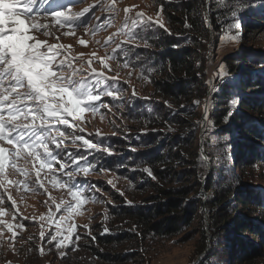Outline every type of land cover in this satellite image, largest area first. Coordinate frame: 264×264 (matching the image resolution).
Instances as JSON below:
<instances>
[{
  "label": "trees",
  "instance_id": "16d2710c",
  "mask_svg": "<svg viewBox=\"0 0 264 264\" xmlns=\"http://www.w3.org/2000/svg\"><path fill=\"white\" fill-rule=\"evenodd\" d=\"M154 2L158 7L163 5L165 28L173 34L164 29L150 30L148 42L153 46L140 51L148 60L138 63L155 70L144 72L150 82L137 77L139 94L123 104L132 108L123 111L119 129L136 134L134 142L128 144L135 154H126L123 165L127 164L132 175L137 173L139 182L146 176L152 189L141 205H121L120 212L131 230L127 238L138 239L141 244L177 236L200 217L196 257L206 249L208 238L209 246L198 264H264V191H260L264 188L252 182L255 176L264 174V49L250 42L264 33L262 0H221L222 6L216 0ZM233 6L241 10L235 21L231 18ZM233 22L240 24V39L222 43L221 36L238 32L228 29ZM207 26L214 39L208 63L213 65L210 72L219 90L209 92V116L200 134V146V139L186 131L193 118L199 119L191 103L207 95L209 83L204 70L208 63L203 54L210 34ZM229 42L236 43L224 49ZM235 45L240 49L232 55ZM221 64L226 74L217 77ZM142 83L144 87L149 83L151 90L145 93ZM233 99L237 101L234 109L230 108ZM229 111L233 115L226 121ZM143 141L149 147L146 151L139 149ZM201 147L210 161L209 167L200 163ZM143 168H151L156 180L148 177ZM204 210L209 237L204 227ZM116 237L98 234L93 241L95 246L88 248L111 261L132 260L133 252L103 253L101 246L113 247L124 238Z\"/></svg>",
  "mask_w": 264,
  "mask_h": 264
},
{
  "label": "snow or ice",
  "instance_id": "6c2138e0",
  "mask_svg": "<svg viewBox=\"0 0 264 264\" xmlns=\"http://www.w3.org/2000/svg\"><path fill=\"white\" fill-rule=\"evenodd\" d=\"M78 2L83 0H63V3H57L56 0H0V251L18 252L15 241L19 233L15 229L25 228L23 223L14 224L4 218L11 215L15 220L19 213L17 201L9 191L10 186L16 191H20L21 186L24 190L31 186L33 192L43 190L48 193L46 184H50L53 188L66 190L70 199L60 198L57 202L48 193L50 203L49 200L44 201L48 205V212L31 219L46 220L51 228L54 218L59 214V219L55 220L54 231L46 234L45 225L41 223L39 232L40 240L47 241L49 245L55 242L57 250L69 248L73 244L74 234L76 240L81 238L76 232L78 225L74 221L83 214L82 209L89 202L85 188H94L96 192L101 189L95 188V185L78 184L77 178L86 179L92 172L97 171L98 166L88 160V155L114 154L111 145L105 146L103 139L94 140L92 133L88 137L83 135L87 123L85 114L95 116L101 109L109 108L103 103L105 97L119 100L122 107L123 89L115 85L119 83L120 69L132 68L135 63L147 59L136 51L141 47L139 41H143L144 48H150L153 45L148 42L146 35L149 30L164 29L168 34H173L165 28L162 4L155 20L142 11H134L137 6L131 5L122 9L123 21L115 32L103 42L94 41L105 49V55L100 56L93 51L90 54L77 53L73 56L72 46L60 43V36L56 32L66 28L67 31L62 35H75V27L84 26L86 32L95 36L100 27H112V20L119 15L117 0H95L94 4H89L79 12H73L71 6ZM216 3L222 6L221 0H216ZM97 6L101 12H108L109 18L104 21V25L88 28L91 19H100L94 14ZM260 7L264 8V0ZM240 11L233 6L231 18L234 21ZM38 14H43L46 18L51 16V23L37 22ZM185 26L191 27L187 24ZM233 28L239 29L240 24L233 22L228 25L229 30ZM40 36L46 38L41 39ZM50 39L56 43H50ZM239 39V32L221 36L222 43ZM78 43L87 46L88 41L80 38ZM133 56L135 61L132 60ZM113 60L117 61L115 68L111 63ZM96 63H99V68L95 67ZM218 67L219 71L215 75L223 77L226 74L223 64ZM154 70L141 65V71L137 75L143 81L150 82L144 72L151 73ZM110 72L115 75H109ZM132 75L133 71L130 70L127 76L131 78ZM208 83L212 85L210 91L219 90L211 79ZM132 95H136L135 91ZM164 103L172 109L168 101ZM194 103L198 104L199 101ZM210 103V99L205 100L206 123ZM236 105L237 101L233 99L230 108L234 109ZM232 115L233 112L229 111L225 120ZM94 135L104 136L99 129H96ZM69 145H72L71 150ZM200 163L204 165L210 161L201 157ZM99 171L106 172L107 169L100 168ZM143 171L156 180L151 168H144ZM17 174L22 178H10ZM107 183L113 188L116 187L112 180ZM117 191L121 196L124 195L119 189ZM5 200L11 202L14 212L6 211ZM126 203L132 202L126 200ZM23 219L27 220L29 217ZM105 219H108L107 212ZM83 227L88 229L89 225L84 224ZM5 231L11 235L6 236ZM104 232H109V229L105 227ZM88 235L91 236L90 230ZM28 239L32 240L33 237L29 236ZM36 250L40 255L45 254L43 246H38ZM59 255L64 257L66 253L60 251ZM6 264L11 262L6 261Z\"/></svg>",
  "mask_w": 264,
  "mask_h": 264
},
{
  "label": "rangeland",
  "instance_id": "374dc122",
  "mask_svg": "<svg viewBox=\"0 0 264 264\" xmlns=\"http://www.w3.org/2000/svg\"><path fill=\"white\" fill-rule=\"evenodd\" d=\"M102 2H106V0H102ZM95 0H85L83 5L77 7L73 12H79L84 7L89 4H94ZM119 15L115 16L112 20V27H100L95 36L91 34V32H86L84 26H80L75 28V35H62L64 31L67 29H61L59 32L55 34L60 36V43L64 45L72 46V55L75 56L77 53H85L90 54L93 51H96L98 55H105V49L100 47V45L96 44L95 40H100L103 42L112 32H115L118 27L121 26L124 13L122 9L127 6L136 5L137 8L134 11H142L146 15H150L155 20L157 11L159 7L155 4L154 0H117ZM150 5V6H149ZM96 17H100L99 20L91 19V23L88 25V28H91L93 25H104V21L109 18L108 12H101L99 6L95 8L94 12ZM39 23H51V17H39L36 18ZM59 27V26H57ZM209 30V40L205 42L203 54L205 55L207 63L210 58V46L213 43L214 39L211 34L210 26H207ZM151 30V32L155 31ZM238 32L240 30L238 29ZM141 35H145V33H141ZM147 37L150 35V30L147 32ZM41 39H45L46 37L40 36ZM83 38L88 41L87 46L80 45L78 40ZM122 39V37H121ZM149 39V38H148ZM253 40V41H252ZM250 42L255 47H259L264 49V33L255 36ZM50 43H56L55 40L50 39ZM141 47L137 48L136 51L140 54V51H146L147 48L143 47V41H139ZM236 42H229L224 49H229ZM114 47V45H112ZM240 46L235 45V48L231 51L232 55H235L239 52ZM144 53H142L143 55ZM123 57H121V60ZM132 60L135 61V56L132 57ZM148 60V57L147 59ZM113 68H115L117 61H111ZM135 63L132 68H122L119 70V83L115 85V87L123 89V104L126 100L132 96L133 91L136 94H139V81H137V73L141 70V64ZM209 68H208V67ZM205 67V74L207 82L209 81L207 78V73L210 74L211 78V69H213V65L209 63ZM95 67L99 68V63L95 64ZM206 69H208L206 71ZM133 71V75L131 78L127 76L129 71ZM109 75H115L114 72H110ZM140 79V78H139ZM136 81L138 84V88L136 87ZM214 84V80H213ZM209 85V84H208ZM142 90L144 88V92H149L150 84L147 83L144 87V83L141 84ZM208 99V98H207ZM206 98L199 101V103H194L197 101L193 100L191 104L193 111L196 110L199 113V119L193 118L191 124L189 126V130L186 131L187 134H193L195 137L200 139L199 144L201 143L200 134L203 133L204 128H201L202 121V111L204 108ZM103 103L107 104L110 108H103L101 112L95 116H92L90 113H86L85 116L87 118L86 123V131L83 133L85 137H88L89 133L93 134L94 140L103 139L104 145L114 146V139H116L117 143H121L117 145L118 148H122L123 150L128 149L130 152H133L132 149L128 147V144H132L134 142L133 134L131 130L121 131L119 127L121 126V120L123 111L127 108H132L130 105L120 106L119 100H113L111 97L103 98ZM195 108V109H194ZM103 116V118H102ZM209 116V111H208ZM207 116V118H208ZM129 124V123H128ZM206 125V123H205ZM129 126H133V124H129ZM131 129H135V127H130ZM96 129H99L104 136L97 137L95 136ZM146 131V130H145ZM113 133H115L113 135ZM136 140H139L136 138ZM197 144V141H196ZM202 144V143H201ZM262 147L264 148L263 144ZM70 150L72 149V145H69ZM149 147H146L145 141L140 143V151H146ZM202 148V147H201ZM117 149H113V155H105L101 156L103 159V163L98 167L97 171L92 172L89 177L86 179L84 177H78L76 183H83L85 185H95V188L101 189L100 192H96L94 188H85V194L89 198V202L84 205L82 209L83 214L75 218V223L78 225L76 232L80 235V239L76 240L75 234L72 236L73 244L69 246V248L57 250L55 248V242L49 245L47 241H41L39 238V232L41 231V223L45 225V232L47 234L48 231L55 230V220L59 219V214L54 218L51 228L48 227L47 221L33 220L31 217H40L42 214H46L49 210L48 205L44 203L45 200H49L50 198L48 193L51 194L52 198H55L57 202H59L60 198L65 200L70 199L67 195V191L60 188H53L50 184H46L48 188V193H45L43 190L38 192H33L31 190V186L28 190H24L21 186L20 191H16V189L12 186L9 187V191L11 192L14 199L17 201V207L19 208V213L16 215V219L13 220L11 215H6L4 218L9 220L10 222L23 223L25 225L24 229H15L19 233L17 240L15 241V247L18 249V252L12 251H0V264H6V261H10L11 264H193L196 259V251L199 246V232L201 229L200 225V217H197L196 220L191 224V226L187 227L185 231L179 233L177 236H173L170 238H163L158 240H150L141 242L139 244L138 239L129 240L127 238L130 237L131 230L126 223V219L120 212V207L122 204L128 207H136L141 205L144 198L150 195L152 189L147 184L146 176L141 178V182L136 174H131L132 170H128L127 164L120 165L116 164L114 160L111 158H117ZM139 151V152H140ZM84 153V152H82ZM95 155H89L88 160H94ZM122 161L121 158H119ZM208 165V164H207ZM103 166V167H102ZM209 167V166H208ZM100 168L107 169L106 172L99 171ZM141 170L140 167H135ZM144 169V168H143ZM237 171H240V166L237 165ZM262 172H264V167L262 168ZM145 173L143 174V176ZM141 177V176H140ZM10 178H22L16 176H11ZM112 180L115 184V188L112 185L108 184L107 181ZM252 182L257 187L264 188V174L261 177L252 178ZM119 189L124 193L123 196L120 195V192L117 191ZM2 191V190H0ZM202 191V190H201ZM261 192L264 189H260ZM23 197V199H21ZM95 197V200L91 198ZM127 201H131V204L126 203ZM111 201V203H108ZM4 207L7 212L12 213L15 209L12 208L11 202L5 200ZM54 210V205L52 206ZM86 209V210H84ZM105 212H107L108 219H105ZM207 211L204 210L202 213L204 218V227L206 235L209 237L207 233H209L208 227L206 229V218ZM23 217H29V219L24 220ZM94 217V218H92ZM208 219V218H207ZM71 223V222H70ZM84 224H88L89 228L86 229L83 227ZM209 224V223H208ZM107 227L109 232H104V228ZM89 230L91 231V236L88 235ZM108 234L111 236L116 235V238L123 237V240L120 241L117 245L111 247L101 246V249L104 251L103 253L113 252L118 253L120 255H126L129 252H133L135 254L132 260H126L122 262L111 261L108 256H100L95 253V251H91L88 246H95L93 244L96 235ZM210 234V233H209ZM6 236H10V233L5 231ZM121 235V236H119ZM32 236L33 239L29 240L28 237ZM126 238V241L124 240ZM208 240V239H207ZM138 241V242H137ZM209 245V242L207 241ZM38 246H43L45 249V254L40 255L37 252ZM31 249V251H29ZM50 249V251H49ZM74 249V250H72ZM63 251L66 253L64 257L59 255V252ZM135 252V253H134ZM109 254V253H108ZM201 255V254H200ZM198 264V263H197Z\"/></svg>",
  "mask_w": 264,
  "mask_h": 264
},
{
  "label": "water",
  "instance_id": "95a60500",
  "mask_svg": "<svg viewBox=\"0 0 264 264\" xmlns=\"http://www.w3.org/2000/svg\"><path fill=\"white\" fill-rule=\"evenodd\" d=\"M209 68V67H208ZM206 71H207V69H206ZM207 78H208V80H212V83H213V79L211 78V76H210V74L209 73H207ZM212 87V85H208V89H207V95H206V99L208 98V95H209V92H210V88ZM205 104V103H204ZM207 116H208V113H207ZM201 117H202V121H201V128H203L204 126H205V119H204V117H205V112H204V108H203V111H202V115H201ZM202 143V142H201ZM200 143V146H202V144ZM200 151H201V154H202V156L203 157H206L205 156V154H204V152H203V149L201 148L200 149ZM210 164L208 163V166H209ZM208 170H210V168L208 169ZM208 219L206 218V229H207V227H208ZM208 235H209V233H207ZM208 242H209V238H208V240H207ZM208 244H207V246H206V249L202 252V254L201 255H199L195 260H194V262H193V264H197L198 262H199V260L205 255V253H206V250H207V248H208Z\"/></svg>",
  "mask_w": 264,
  "mask_h": 264
},
{
  "label": "clouds",
  "instance_id": "9594fccd",
  "mask_svg": "<svg viewBox=\"0 0 264 264\" xmlns=\"http://www.w3.org/2000/svg\"><path fill=\"white\" fill-rule=\"evenodd\" d=\"M121 143H117L116 141H115V144H113L114 146H112V148L113 149H117L116 151H117V153H115L116 155H117V158H111L112 160H114V162L116 163V162H119L120 164H122L123 165V158L126 156V154H127V156H129V153L130 154H135V152H130L128 149H126V150H123L122 148H118L117 147V145H120ZM130 157V156H129ZM119 158H121L122 159V161H120V159Z\"/></svg>",
  "mask_w": 264,
  "mask_h": 264
}]
</instances>
